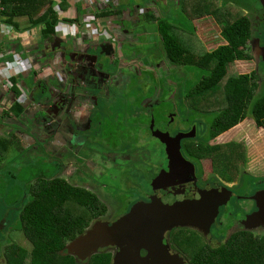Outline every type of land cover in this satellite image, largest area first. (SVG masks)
<instances>
[{
  "label": "flooded vegetation",
  "instance_id": "obj_1",
  "mask_svg": "<svg viewBox=\"0 0 264 264\" xmlns=\"http://www.w3.org/2000/svg\"><path fill=\"white\" fill-rule=\"evenodd\" d=\"M181 1L155 0L154 4L156 3L157 9L160 6L167 8L169 4H174L181 9L182 14L188 19L189 7L187 4H184L183 8ZM148 7L150 8V2L148 3ZM99 8H104V6L100 7V4H98L94 9ZM260 11L263 14L262 16L258 14L260 17H257L260 18L264 26V9ZM117 12H119V15L116 16L119 18V24L129 23L133 26L135 24L133 19H136L135 15L137 14V17L140 18L138 16L140 11L135 7L132 11H128L126 17L122 13V10ZM155 15L158 18V14ZM213 20L217 21L215 18ZM167 21L172 23L169 20ZM199 21L201 20L196 21V23H199ZM99 28H101V25H99ZM104 31L107 32L105 34L107 35L105 38L106 43L114 46L112 48L108 45L104 49L105 53L109 55V59L101 55L99 56L100 52H94L89 49V46L92 48L98 43L91 42L86 37V35H89L87 33L89 31L82 33L85 36L79 45L65 41L58 48L59 41L57 42V40L53 39L52 42H45L43 50L38 48L41 51L38 50L36 55L32 56L31 62L33 63H31L32 68L30 72L34 74L35 80L39 82L38 88L42 96L38 92H34L35 90L23 92L24 97L27 94L28 96L27 98H20L18 101L22 105L20 114L16 115L17 117L11 121L8 119L4 120L7 126L5 129L6 140L11 142V144H16V141L20 139L19 146L24 147V143H26L29 148L36 147V144H38V151L41 149V145H43L42 149H44L45 153L54 156V158L51 157V162L54 160L55 164L60 168L57 177L62 178L61 174H65L67 177H74L75 175L83 177L82 180H70V182L75 186L84 185L90 189H93L94 185L95 189H97L96 184L92 180V174L98 167V164L92 158L95 152L93 154L90 153L91 157L89 158L82 159L79 157L80 150L83 148L81 138H83L85 131L88 134L93 128L92 111L96 110L101 115L100 118L107 119V115L112 113V106L119 100L118 97L114 102H110L113 99L111 95L113 91L121 90V84L125 80L129 81L130 77L132 80H147L152 82L153 86L156 87L155 100L150 97H143L140 100L141 111L139 114L135 117L134 115L128 116L126 121L128 129L130 128V121L134 120V127L141 128L144 126L147 132L157 139L163 149L164 159L162 163L160 162L155 166L152 154L146 149H143V152L147 151L149 153L147 162L143 160L144 156L142 158L131 156L121 146V141L126 137L127 131L118 129H107L108 132L102 141V148L104 149L101 152H104V157L98 155V157H95V160L101 158V160L106 162V165L111 163L119 172L123 171L126 165L132 163L136 165L148 164L146 174L147 176L149 175V186L144 189L141 198L146 203L164 196L173 198L177 195H185L195 198L198 195V190L200 195H203L206 191L210 192L214 190L216 192H213L214 195L228 197V204L220 207L219 215L216 217L208 233L200 229L187 227L174 228L166 233L165 237L171 249L179 254L186 264H191V249H187L182 243H179L182 245L174 243V239L177 237L180 229H185V231L181 230V236H188L190 238L191 232L196 231L204 237L201 247L215 251L226 245L232 237L238 234L246 236L252 234L256 237L264 236L263 202L254 199V194L246 196L240 195L238 192V189L243 187L242 176L239 178V181L237 179L241 172V164L244 162L243 157L239 159L238 165L236 162L228 159L222 162V158L228 155V149L222 150V153H219V146H227L233 142H219L220 137L212 142L204 141V139L199 141L201 139L199 138L200 134L208 130L207 126H209L210 121H213L214 118L205 117L204 114L209 112L203 110V108L201 110L200 108H194L197 110V113L190 118L189 111L184 109L185 101L183 97L176 102L178 81L175 77L172 79L170 69H168V74L163 69L160 71V65H166V62L158 58L153 64L147 63V58L151 55L150 53L138 56L137 52H133L129 53L132 56L130 57L127 51L134 48L136 41H138V39H135L136 35H122L130 30L124 29L117 32L111 30ZM108 32L111 33L108 34ZM119 32L122 33L118 34ZM99 42L101 43L102 41ZM128 45L130 46L127 47ZM263 46L264 43L261 41L260 47ZM251 47L253 54H260L258 50L259 46L254 40L251 42ZM34 49L37 48L35 47ZM87 51H89V54L83 55ZM43 54H45L44 57L47 59L41 56ZM155 55L154 53L151 57L157 58ZM94 57H98L96 62ZM131 58L133 61H129ZM22 60L26 61V59ZM43 60L47 63L43 64ZM34 62L37 64L34 65ZM127 62H130V64H126ZM263 63L264 60L261 59L260 70L264 67ZM127 69H131V71ZM175 71L177 73L176 69ZM53 74H55V77ZM171 81L175 82L173 91L170 89L172 88ZM139 91L143 94L146 92V90ZM161 95L165 96L164 102L172 100L177 104L174 107L171 105L169 107H163L165 105L161 106L156 101V98ZM121 97L123 98L121 107L125 104H132L130 98L126 97L124 93ZM9 99L10 108H12L15 100L13 96H10ZM41 100H43L42 103H40ZM199 126L201 129H199ZM193 130H195L193 133H197V137L181 139L180 142L182 156L188 163L182 161L178 156L170 155L168 148L170 141L165 137L169 135L170 138H174L179 133H189ZM97 136L98 132H95L91 138H86L87 140H92L96 139ZM110 139L114 144L113 146L108 142ZM61 145L62 147H60ZM236 145L239 144L236 143ZM34 151L36 152V150ZM231 151L232 156L234 153L238 154L241 151L240 145L231 148ZM210 153L212 156H209ZM118 160L127 163L119 165ZM139 160L142 162H139ZM92 163L96 164V167ZM101 165H104V163L101 162ZM244 168L243 171H246L247 169ZM131 179L134 178H128L127 181L129 182ZM127 190V185H121L117 191H122L125 194ZM104 198L111 199L109 196H105ZM103 202L105 203L104 199ZM135 203L137 201L127 204V207L125 206L123 212H121L122 214H119L115 220H113L111 214L117 208L112 204L110 215L106 214L98 220L116 221L128 213ZM228 209L235 211V218L229 216L226 212ZM244 211L249 213L250 216L261 213L262 218L250 221L248 220L250 216H246L240 219ZM225 219H228L229 223L232 222V225L226 224L224 222Z\"/></svg>",
  "mask_w": 264,
  "mask_h": 264
},
{
  "label": "trees",
  "instance_id": "obj_2",
  "mask_svg": "<svg viewBox=\"0 0 264 264\" xmlns=\"http://www.w3.org/2000/svg\"><path fill=\"white\" fill-rule=\"evenodd\" d=\"M1 1L4 7L2 23L15 30L18 29L16 20L27 18L30 19L32 29L40 27L44 38H53L62 22H76L75 19L63 21L58 14L59 9L62 12L67 11L70 0H60V6L54 5L55 0ZM218 3V0L181 1L183 7L184 4L189 7V21L196 23L198 20L215 18L221 24L222 37L226 44L214 51L207 50L199 41L198 35L191 32L190 37L188 34L181 35V28L164 18L158 19L160 21L157 24L159 43L164 47V55L160 60L174 67L177 72L184 67H192L210 74L192 87L187 95L183 89L178 90L176 97V102L183 97L184 109L189 111L190 118L197 113L194 108L201 110L206 103L209 113L204 116L215 117L207 126L208 130L199 136V141L204 139L207 142L216 141L224 133L247 120H252L258 128L264 129V80L260 76L263 68L249 75L239 74L237 69V63L255 60L251 47L257 33L253 18L241 10H234V16L229 11L227 2L224 5ZM111 10L101 13L97 18L115 16L117 12ZM198 41L199 44L195 46ZM261 41L264 42V33ZM194 74L191 77H195ZM12 82L16 83L15 80ZM10 93L15 100L12 110L15 106L18 115L22 111V105L18 102L21 97L20 90L16 86L14 92L11 90ZM164 98L163 95L156 98L161 106L165 105L163 107H174L177 104L172 100L164 102ZM10 145L11 142L0 137V159L9 152ZM238 146L234 142L219 146V153L228 149V155L222 158V162L228 159L239 165L241 157L246 162L241 151L232 156L231 148ZM15 209L19 212V230L30 242L32 250L28 252L12 243L2 249L3 264H112L114 247L102 249L86 261L65 254L67 244L107 214V206L97 190L84 185L75 186L60 177L41 178L29 183ZM4 224L8 228L6 222ZM6 226L4 229H7ZM181 230L185 231L179 230L174 243H182L187 249H191V264H264V236L238 234L215 251L201 247L204 237L196 231L191 232L190 238L181 236Z\"/></svg>",
  "mask_w": 264,
  "mask_h": 264
},
{
  "label": "rangeland",
  "instance_id": "obj_3",
  "mask_svg": "<svg viewBox=\"0 0 264 264\" xmlns=\"http://www.w3.org/2000/svg\"><path fill=\"white\" fill-rule=\"evenodd\" d=\"M131 1L133 7L137 8L138 10L140 8H149L148 4L143 0ZM148 1L149 0H147V2ZM218 1V4L220 5L221 3L224 5L227 2L229 4V11L234 16H236V13L234 14V10H241L247 16L250 15L253 18V24L256 27L255 31H257L256 36L253 37V39L255 38L254 41L257 42V39L261 40L263 38L264 28L263 26L261 27L263 23L260 21V18H258L260 17L258 14H260L261 16L263 14V12L260 11L263 10L262 2L260 3V0H258V2L257 0ZM168 7V10H165L164 7L161 8V11H164L163 17L168 18L174 25L180 27L182 30L189 31L194 35H198L199 41L207 48V50H216L220 46H224L226 44L222 37L221 24L219 25L218 21L213 20V18H206L199 24L193 23L192 20L189 21L185 18L180 9L174 8L171 5H169ZM101 9L103 10L104 8L95 9L94 12H89V10L88 14L86 15V18H88L84 20V25H77L79 26V30H88L89 27H95L97 25V13L95 12L101 11ZM109 9L111 10L112 7L110 6ZM139 14L140 13H138V16ZM155 14L161 15L160 11H156ZM65 19H67V16ZM65 24L67 23H61V25ZM198 27H200L199 34H197ZM154 28L155 30H153V27H151L152 30H147L144 27H140L136 31L135 37V39H138V41H136L134 48L129 49L127 53L137 52L138 56L146 55L148 53L153 55L155 53V56L157 58L151 57V55L147 58V63L151 64H153V62H155L158 58L162 57L164 55V47L159 43V39L157 37V35H159L157 31V25L154 26ZM144 31L145 34L143 33ZM109 33L111 32H108V34ZM35 35H37V33L33 32L27 34V37H34ZM190 36L191 35L188 34V37ZM69 40H72V38H69ZM192 41L193 38L191 39V42ZM199 41L195 44V46L199 44ZM29 42L30 40H24L21 45L26 49L27 54L31 55L32 53L28 51H31L32 47L34 46H30L27 49V44H29ZM129 46L130 45H128L127 47ZM10 50L11 48L9 49V52H11ZM9 52L5 51V53H7L6 55H8ZM1 61H3V59H1ZM129 61L133 60L130 59ZM126 64L129 65L130 62H127ZM162 69L165 70L166 74H168V69H170L172 78L173 75L175 76L176 71L174 67L168 64H161L160 71H162ZM237 69L239 70L238 73L242 75H249L253 74L254 71H258L255 60L239 62L237 63ZM127 70L131 71V69ZM193 73H195V77H191ZM208 76H210L208 71H201L192 67H184V69H181L176 73L175 79L179 83L178 90L183 89V92L185 93V95H187L186 93L192 87L198 85V83L201 82L202 79ZM260 76L264 80V67L260 72ZM170 84L172 86V89L174 90L175 82L171 81ZM121 87V90H115L111 94L113 99H111L110 102H114L118 97L119 100L114 106H112V113L107 115V119L100 118L101 115H99L96 110L92 111L93 128L92 131H90L88 134H86L87 131L84 132L83 138H81V141L83 142V148L80 150L79 155V157L84 159L91 157L90 153L93 154L95 152L92 158L98 164V167L92 174V180L96 184L97 189H95L94 185L93 189L98 191L102 200H105L108 211L107 215H110L112 211V204H114L115 208H117L111 214L113 216V220H115L119 216V214H122L121 212H123L125 206L127 207V204L136 201L137 203H141L142 201H144L143 199H141L142 192L149 186V175L147 176L146 174L148 164L136 165L135 163H132L126 165L123 171L119 172V170L114 168L111 163L106 165V162L104 160H101V158L99 160H95V157H98V155H102L104 157V152H101L104 149L102 148V141L105 138L106 133L108 132L107 129L127 131L126 137L121 141V146H123L127 150L126 152L130 153L131 156L139 158H142L144 156L145 158H143V160L147 162L149 153L147 151L143 152V149H146L152 154L155 166H157L160 162L162 163L164 159L163 149L157 139L150 135L144 126H142L141 128L134 127V120L130 121V128L128 129V124L126 121L128 116L134 115L135 117L137 114H139V112L141 111L140 100L143 97H150L155 100L156 87L153 86L152 82H149L147 80H132L131 77L129 78V81L125 80L121 84ZM138 89L146 90V92L143 94ZM123 93L126 97L130 98L132 102L131 105L125 104L123 107H121L123 101V98L121 96H123ZM3 99L4 97L1 96L0 101H2ZM5 104L6 103L4 100L3 107H5ZM203 110H206V103L203 107ZM206 117L215 118L213 115H209ZM95 132H98L97 138L87 140L86 137H88V139L91 138L95 134ZM218 141L235 142L240 145L241 152H243L246 157V162L244 160V162L241 164V172L237 178L239 181V178L242 176L241 180L243 181V187L239 188L238 192L240 195L243 194L247 196L254 194L253 198L257 197L260 192L264 191V129L258 128L252 120H247L231 131L225 133L219 138ZM108 142L111 146L114 145L111 139ZM104 144L106 143L104 142ZM42 146L43 145H41V149L39 151L34 147L27 149L24 148L21 151H15L14 149H11L4 156V158L0 159V264L4 263V257L1 256V253H3L2 249L12 243L19 245L28 252L32 250L30 242L25 237L23 232L19 230V212L17 211V209H15V207L23 198L26 187L33 180L35 181L41 178L50 179L53 176L57 177V174H59L60 172V168L55 164L54 160L51 162V157L54 158V156L45 153L44 149H42ZM60 147H62V145ZM30 149H34L36 150V152ZM101 162L104 163V165H101ZM139 162L142 161L139 160ZM118 163L119 165H125L127 162L118 160ZM92 165L96 167V164L92 163ZM243 168L247 170L243 171ZM61 176L68 182H70V180H82L83 178L77 177L76 175L74 177H67L65 174H61ZM128 178L134 179H131L128 182ZM121 185L128 186V190L125 192V194L122 191H117ZM247 192L249 194H245ZM255 192L257 193L255 194ZM260 195H264V193H261ZM105 196H109L111 199H105ZM226 212L231 218L236 217V213L235 211H233V209H228L226 210ZM246 216L250 215L249 213H246L244 211L240 219ZM4 222H6L8 228L4 224ZM224 222L226 224L232 225V222L229 223L228 219H225ZM4 226H6L7 229H4ZM188 240H190V238H188Z\"/></svg>",
  "mask_w": 264,
  "mask_h": 264
},
{
  "label": "water",
  "instance_id": "obj_4",
  "mask_svg": "<svg viewBox=\"0 0 264 264\" xmlns=\"http://www.w3.org/2000/svg\"><path fill=\"white\" fill-rule=\"evenodd\" d=\"M261 2L264 9V0ZM105 34L107 33L104 31H97L102 42H98L92 48L89 46V49L94 52L98 51L100 52L99 56L109 59V55L105 53L104 49L108 45L112 48L114 46L106 43ZM69 38L71 37L64 36L61 39L56 34L54 40L59 41V48L65 41L79 45L83 36L78 35V38H72V40ZM256 43L259 46L260 54L255 53L253 56L259 72L261 59L264 60V47H260L261 40L257 39ZM88 54L89 51L83 53V55ZM94 58L96 62L98 57ZM20 59H26L30 64L33 63L31 62L32 55L29 54ZM36 64L34 62V65ZM53 76L55 77V74ZM7 81L5 79L4 82H1L3 91L9 87L6 84ZM194 131L179 133L174 138H170L169 135L165 137L170 141L168 145L170 155L178 156L182 161L188 163L182 156L180 142L181 139L197 137V133H193ZM213 192L215 191H206L200 195L198 190V195L195 198L185 195H177L173 198L164 196L158 197L157 200L153 199L149 203L144 201L136 203L128 213L116 221H96L83 234L67 244L65 254L86 261L100 250L114 247L116 252L112 264H186L181 256L171 249L165 235L174 228L184 227L200 229L208 233L219 215L220 207L228 204V197L217 196ZM261 193L264 191L254 199L264 204V195H260ZM259 218H262L261 213L252 214L248 220Z\"/></svg>",
  "mask_w": 264,
  "mask_h": 264
},
{
  "label": "crops",
  "instance_id": "obj_5",
  "mask_svg": "<svg viewBox=\"0 0 264 264\" xmlns=\"http://www.w3.org/2000/svg\"><path fill=\"white\" fill-rule=\"evenodd\" d=\"M143 1L146 2L147 4L150 2L151 8H147L148 10L147 9L141 10L142 8H140L139 13H142V14H139L140 18L137 17V14L136 15L134 14L136 19H133V21L135 22V24L133 26H131L129 23L119 24V22H118L119 18L116 17L117 15H119V12H117V11L122 10V13H124V16L126 17V15L128 14V11H130V10L132 11L134 9L131 0H112V1L109 0V6L113 7V9H112L113 12H117V14L115 16L109 17L107 19L97 18L96 19L97 26L99 27V25H101V30L102 29L107 30V31L111 30L114 32H117L118 30H124V29L130 30L129 32H125L122 35H136V31L140 27H144L147 30H152L151 27H153V30H155L156 27L154 28V26H156L158 24L159 17H161V19L164 18V19L169 20L168 18L163 17L164 11H161V8H163V6L158 7V9L156 8V3L154 4L155 0H149L148 2H147V0H143ZM54 2H55L54 3L55 6L61 5L60 0H55ZM68 3H69V7L67 8V11L65 10V12H62V10H60V9L58 10L59 17L63 21L75 19L76 22H74L75 24L74 23L73 24H65V25L60 24L59 28L56 30L57 33H61L63 31V29L65 30V31H63L64 33H68L69 30L74 25H79V26L83 25L84 20L88 18V17L86 18L88 11L90 10L89 12H91V11L94 12L95 11L94 8L97 7V2L96 1L92 2L91 0H70ZM169 5L173 6L174 8L180 9L179 7H176L174 4H169ZM103 6H104L103 10L101 9V11L95 12V13H97V17L100 16L101 13H103V12L107 13L106 11L110 10L108 5L103 4ZM168 6H167V8H165V10H168V8H169ZM136 7H138V6H136ZM112 10H111V12H112ZM156 11H160V13H161V15L158 14V18L154 14ZM180 11H181V9H180ZM108 12H110V11H108ZM151 12H154V13H152V15H151ZM66 16H67V19H65ZM189 17H188V20H189ZM114 19H115V22H114ZM203 20H205V19H203ZM203 20H201V21L203 22ZM137 21H139V22L137 23ZM201 21H199V23ZM16 22L18 25L17 30H15L11 27H7L3 23H2V25L4 27L0 24L1 25L0 26V56H1V59H3V61H1V59H0V75H1V77L8 80L6 82V84L11 87L9 90H7L5 92V93H7V96L5 97V93L3 92V85L0 82V95H2L4 97L5 103H6L5 107H3L4 99L2 101H0V118H1L0 125H1V133H3V134L0 133V137L3 140H6L5 129L7 128L4 120L8 119L11 121L15 117H17L16 116L17 109L15 108V106H14V110H12L13 107L10 108L9 97L12 96V94L9 95L10 91L12 90V92H14L15 87L17 86L20 90V93H21L20 98H27L28 94L26 95V97H24V93H23V92H27V90H29V91L35 90L34 92H38L39 95L42 96V94L40 93V89L38 88L39 82H37L35 80V78L33 76L34 74H32V72H30V70L32 68L31 65L27 61H23V60L21 61V59H20V58L25 57V55L27 54L26 49L21 45L22 42L24 40H30L29 44H27V49L30 46H34V47H32L31 51H28V52L32 53L31 54L32 56H34V55H36V52H38V50L39 51H41L40 49L43 50V47H44V44L46 41L52 42L54 39V37L53 38H44L43 34H42V28H40V27L32 29L30 19L22 18V19L16 20ZM112 23H113V25H112ZM199 23H197V24H199ZM199 28L200 27H198V29H197L198 30L197 34H199ZM88 30H89V32H87V31L86 32L89 35H86V37H88L91 40V42H93V41L99 42L102 40L100 35H96L97 29H96V31H94L92 28H90ZM157 31H158V27H157ZM181 31H182L181 35H186V34L190 35L189 31H184L182 29H181ZM33 32L37 33V35H35L34 37H31V36L27 37V34H30ZM82 33H83V29H82ZM121 33L122 32H119L118 34H121ZM143 33L145 34V31ZM158 34H159V31H158ZM64 36L65 35H58V37H61V39ZM79 36H81V35H79ZM67 37L78 38L77 36L74 37L73 35H67ZM35 47L37 49H34ZM10 48H11V50H10L11 52H9ZM38 48H40V49H38ZM5 51H8L9 54L6 55L7 53H5ZM209 51H214V50H209ZM44 55L45 54H43L41 56L43 58L47 59L46 57H44ZM128 55H129V53H128ZM129 56L132 57L131 55H129ZM14 59L20 61L22 63V66L19 65L18 62L15 63ZM9 60L11 63H14L13 65H11V67L7 66V62ZM46 63L47 62L44 61L43 64H46ZM174 77L175 76L173 75L172 79H174ZM14 80L16 81L17 85L15 82H12ZM12 87H13V89H12ZM42 93H43V91H42ZM42 102H43V100L40 101V103H42ZM23 109H24V107H23ZM19 140L16 141V144L12 143L10 145L9 151L11 149H14L15 151H21L24 148H26V149L29 148V147H27L26 143H24V147L19 146ZM37 145L38 144H36V147H34L35 149H37ZM30 147H32V146H30Z\"/></svg>",
  "mask_w": 264,
  "mask_h": 264
},
{
  "label": "clouds",
  "instance_id": "obj_6",
  "mask_svg": "<svg viewBox=\"0 0 264 264\" xmlns=\"http://www.w3.org/2000/svg\"><path fill=\"white\" fill-rule=\"evenodd\" d=\"M108 3H106V5H108L109 6V0L107 1ZM100 6H102V4H100ZM83 25H84V23H83ZM82 26V25H81ZM59 28V27H58ZM57 28V29H58ZM95 28L97 29V31H104L103 29L101 30V28H99L97 25L95 26ZM72 29V30H71ZM70 30H69V32L68 33H64L63 31L61 32V33H57V31H56V34L57 35H65V36H67V35H73L74 37L75 36H77L78 37V35H82V30H79V26H77V25H74L72 28H71ZM72 31V32H71ZM86 31H89V30H83V32H86ZM97 31H96V35H97ZM104 32H106V31H104ZM107 33V32H106ZM92 35V34H91ZM85 35H83V37H84ZM107 36V35H106ZM116 36V35H115ZM10 61V60H9ZM30 64V63H29ZM31 65V64H30ZM11 88V87H10ZM9 88V89H10ZM7 91V88L5 89V91H3L4 93ZM9 95H10V93H9ZM2 96V95H1ZM7 96V93H6V95H5V97ZM5 100V99H4ZM239 126V125H238ZM236 128V127H235Z\"/></svg>",
  "mask_w": 264,
  "mask_h": 264
},
{
  "label": "built area",
  "instance_id": "obj_7",
  "mask_svg": "<svg viewBox=\"0 0 264 264\" xmlns=\"http://www.w3.org/2000/svg\"><path fill=\"white\" fill-rule=\"evenodd\" d=\"M92 2L93 1H96L97 2V5L98 4H104V5H106V3H107V1L106 0H91ZM4 11V7H3V5H2V1L0 0V24L2 25V12ZM0 25V26H1ZM3 26V25H2ZM4 27V26H3ZM90 28H92L94 31H96V28L95 27H89L88 29H90ZM63 31H65L64 29H63ZM0 59H1V56H0ZM15 63H17L18 62V60H15L14 61ZM19 63V65H21L22 66V63L19 61L18 62ZM14 63H11L10 61H8L7 62V66L8 67H11V65H13ZM5 81V78H3V77H1V75H0V82H4ZM9 88H10V86L9 87H7V90H9Z\"/></svg>",
  "mask_w": 264,
  "mask_h": 264
}]
</instances>
